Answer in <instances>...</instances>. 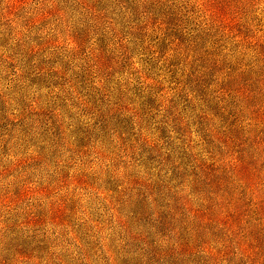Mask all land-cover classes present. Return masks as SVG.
<instances>
[{
  "label": "trees",
  "instance_id": "trees-1",
  "mask_svg": "<svg viewBox=\"0 0 264 264\" xmlns=\"http://www.w3.org/2000/svg\"><path fill=\"white\" fill-rule=\"evenodd\" d=\"M47 17L64 45L37 54L24 33ZM1 20L23 85L59 91L28 109L48 116L40 148L132 136L142 172L109 175L124 264H264V0H0ZM8 106L0 91L1 121ZM6 213L0 264L32 258L36 221Z\"/></svg>",
  "mask_w": 264,
  "mask_h": 264
},
{
  "label": "rangeland",
  "instance_id": "rangeland-1",
  "mask_svg": "<svg viewBox=\"0 0 264 264\" xmlns=\"http://www.w3.org/2000/svg\"><path fill=\"white\" fill-rule=\"evenodd\" d=\"M56 20L37 19L31 30L20 27L23 33L28 30L24 34L28 32L30 39L40 42L43 38L46 42L37 54L56 52L64 45L56 31ZM3 22L0 91L9 105V119L0 120V214L6 216L8 211L11 218H34L33 228L43 240L32 258H13L12 264H124L117 251L124 243L118 221L125 211L120 206L122 194L115 192L122 190L123 182L109 175L124 172L126 166L133 173L142 172L137 166L139 154L130 153L126 146L132 136L122 140L111 134L77 139L75 145L65 149L40 148L42 139L48 137L41 129L46 128L48 116L34 115L28 109L56 107L50 90L59 91L38 87L29 80L32 77L23 85L26 65L20 49L14 46L16 31L8 30ZM164 85V92L174 86L169 81ZM35 118L40 127L34 124ZM222 239L220 235L219 245ZM226 244L230 247L228 254L236 251L235 243ZM230 256L226 255L227 261Z\"/></svg>",
  "mask_w": 264,
  "mask_h": 264
}]
</instances>
